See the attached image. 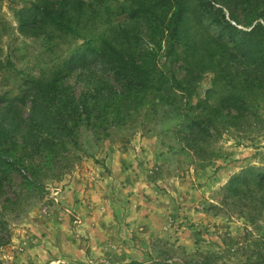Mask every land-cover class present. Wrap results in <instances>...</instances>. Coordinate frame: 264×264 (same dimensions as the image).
<instances>
[{
	"label": "trees",
	"instance_id": "obj_1",
	"mask_svg": "<svg viewBox=\"0 0 264 264\" xmlns=\"http://www.w3.org/2000/svg\"><path fill=\"white\" fill-rule=\"evenodd\" d=\"M225 10L234 19L247 13L252 28L233 26ZM120 15L127 21L110 26ZM262 15L264 0H127L117 9L107 0H32L18 9L21 35L82 44L49 75L25 79L16 97L0 92V191L14 173L36 190L38 159L50 165L64 158L82 125L125 124L147 104L167 103L178 93L191 97L212 73L197 114L179 131L195 154L209 159L220 135L248 130L257 117L251 107L264 97ZM70 74L91 93L70 90ZM261 190L264 173L255 170L227 186L229 198L251 207L264 205Z\"/></svg>",
	"mask_w": 264,
	"mask_h": 264
},
{
	"label": "rangeland",
	"instance_id": "obj_2",
	"mask_svg": "<svg viewBox=\"0 0 264 264\" xmlns=\"http://www.w3.org/2000/svg\"><path fill=\"white\" fill-rule=\"evenodd\" d=\"M31 1L0 0V92L9 97L20 93L25 79L49 75L82 44V40L63 45L21 35L16 11ZM126 1L107 3L117 9ZM225 13L238 29L252 28L247 13L239 12V19ZM126 21L127 16L120 15L110 26ZM258 21L264 24V15ZM212 30L220 32L214 26ZM66 82L78 96L91 93L76 74ZM212 82L213 74L207 73L191 97L178 93L167 103L147 104L125 124L82 125L76 144L72 141L63 148L64 158L50 165L38 159L41 170L32 176L40 180L36 190L14 173V181L0 191V264H85L87 238L78 234L76 225L86 214L91 189L107 185L106 161L114 155L127 156L132 169L158 181L178 208L168 217L167 235L149 242L152 264H264V205H242L227 192L234 176L250 177L252 170L264 173V97L251 107L258 113L252 127L225 131L214 143L212 156L204 158L187 146L179 131L197 114L194 106ZM119 186L113 185L116 193Z\"/></svg>",
	"mask_w": 264,
	"mask_h": 264
},
{
	"label": "crops",
	"instance_id": "obj_3",
	"mask_svg": "<svg viewBox=\"0 0 264 264\" xmlns=\"http://www.w3.org/2000/svg\"><path fill=\"white\" fill-rule=\"evenodd\" d=\"M125 157H108L107 185L99 182L91 189L89 205L84 204L86 214L76 225L78 234L87 238L85 264H102L104 260V264H152L149 242L167 235L168 217L178 211L171 194L152 177L132 169ZM114 184L120 185L117 193Z\"/></svg>",
	"mask_w": 264,
	"mask_h": 264
}]
</instances>
